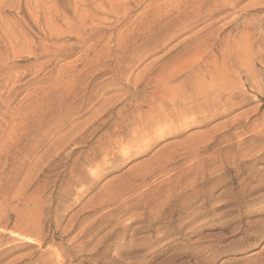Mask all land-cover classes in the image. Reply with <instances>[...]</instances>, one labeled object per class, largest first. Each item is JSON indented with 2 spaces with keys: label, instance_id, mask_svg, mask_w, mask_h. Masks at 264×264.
Segmentation results:
<instances>
[{
  "label": "rangeland",
  "instance_id": "obj_1",
  "mask_svg": "<svg viewBox=\"0 0 264 264\" xmlns=\"http://www.w3.org/2000/svg\"><path fill=\"white\" fill-rule=\"evenodd\" d=\"M0 264H264V0H0Z\"/></svg>",
  "mask_w": 264,
  "mask_h": 264
},
{
  "label": "bare ground",
  "instance_id": "obj_2",
  "mask_svg": "<svg viewBox=\"0 0 264 264\" xmlns=\"http://www.w3.org/2000/svg\"><path fill=\"white\" fill-rule=\"evenodd\" d=\"M200 1V0H199ZM59 32V31H58ZM63 35V34H62ZM164 76V75H163ZM173 92H170V95ZM163 96L159 98V100L163 103L162 106H164V103L166 102L167 104H169L170 107H166L164 109H155L154 106L156 105V103L158 102L153 100L151 103V106L149 108V111L147 112H143L141 110H139V112H137V114H133L131 117H128L127 119H125V121L123 122V126L124 129H128V132H132L134 135L138 136L141 134L142 131H144L146 128H150L153 127L154 125H160L161 127H163L161 124H167V120L171 121L176 117H178L177 115H175L176 111L178 112L177 108L181 105V104H185L187 102H189L191 99L189 98H181L177 97L175 95V93L173 95H166L165 93L162 94ZM168 100H170V102H167ZM161 105V104H160ZM159 105V106H160ZM179 109V108H178ZM188 109V108H187ZM182 109H180L181 112ZM182 112H188V110H185ZM181 116V115H180ZM185 116V115H184ZM183 116V117H184ZM182 117V118H183ZM186 118V117H185ZM188 118V117H187ZM179 120V119H178ZM184 120V119H183ZM175 121V120H174ZM182 121V119H181ZM172 123V122H171ZM173 124V123H172ZM168 126V125H167ZM166 128V125L164 126ZM131 129V130H130ZM163 129V128H162ZM96 133V132H95ZM158 133V132H157ZM161 133V131H159V134ZM113 134V133H112ZM143 134V133H142ZM163 134V133H162ZM109 137V136H108ZM106 138V137H105ZM138 140V139H137ZM75 141V140H74ZM111 145V143H110ZM112 146V145H111ZM101 147V146H99ZM109 148V147H108ZM125 148L128 149V147L125 146ZM124 149V148H123ZM127 152V151H126ZM128 155V154H127ZM3 236V235H2ZM27 241V240H26ZM32 242V241H31ZM30 243V242H29Z\"/></svg>",
  "mask_w": 264,
  "mask_h": 264
}]
</instances>
